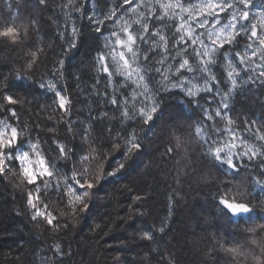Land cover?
<instances>
[{"label":"snow or ice","instance_id":"6c2138e0","mask_svg":"<svg viewBox=\"0 0 264 264\" xmlns=\"http://www.w3.org/2000/svg\"><path fill=\"white\" fill-rule=\"evenodd\" d=\"M13 2L19 5V0H9V15L0 22V43L4 46H19L27 37V25L23 28V35L21 27L15 26L11 11ZM29 2L41 11H51L48 0ZM66 5L73 13H81L83 0L81 3L66 0ZM257 7L262 21L259 27L253 22L257 20L254 12ZM138 8L140 11H137ZM129 13L134 14L135 19H129L135 27L125 21ZM83 19L88 21L92 39L97 42L95 65L105 82V90L100 92L97 87L101 83L100 78H95L89 92L95 91L97 97H102L110 108L91 117L88 127L82 128L79 135L83 141L93 140L100 145L101 160L110 162L106 171L90 176L81 169L77 178V164L88 160V156L83 155V147L53 140L55 148L52 152L55 155H51L41 149L38 138L21 140L24 128L18 131V126H13L8 120H0V177L19 169L26 184L33 186L26 196L27 206L32 210L31 219L35 221L41 217L42 222L52 228L66 227L54 223L57 218L47 211L46 205L38 207L41 188L45 192L52 191L62 200L66 197L69 204L78 201L80 210L87 211L89 204L84 198L100 181L115 182L138 161L142 162V157L149 154L144 141L149 138V133L165 122L167 108L164 107V100L171 94L177 98L175 107L178 111L167 122L166 131L173 137L177 148L183 143L184 135L177 117L183 114L186 104L193 112L200 113L197 123L190 125L192 131L189 135L197 139L206 160L229 178L239 176L242 170L247 172L250 167L253 168V175L259 177L254 180L253 191L247 196L238 185L225 183L216 186L213 203L219 215L226 218L229 224L239 228L244 222L247 227L241 231L250 234L241 237L244 244L233 237L234 242L226 250L240 254L245 246L252 248L258 252L254 256L256 264H264V134L256 135L264 133V124L253 129L252 140L261 141L257 146L256 143H249L247 138L237 136V130L231 127L234 120L229 115L234 110L230 108V101L238 91L250 85L264 86V0L259 5L253 0H136L135 4L132 0H118L115 5H105L99 13L92 8L89 13H83ZM106 21L111 22V28L103 27ZM28 24L39 30L38 21L30 19ZM81 34L82 29L75 23H66L59 28L57 38L63 43L59 58L50 69V79L41 76L36 81L16 73L9 84L6 76H0V88H7V91L0 92V116L10 114L18 121V109L14 106L24 101L14 90L23 92L27 97L35 87L36 91L52 93L53 102L68 118L65 130L72 131V118L68 115L70 99L64 94L65 85L60 81L64 76L65 57L78 51V46L83 43ZM253 45L260 48L259 53ZM40 51L37 48L31 53L26 62L28 68L36 63ZM221 65L223 68L218 76L217 67ZM25 80L29 81L27 85ZM113 118L115 125L105 123L103 137L111 151L119 149V152L109 157L103 151L105 145L100 142L101 134L94 135L92 124ZM242 123L247 129L257 122L253 119ZM125 124L127 127H124ZM137 124L142 125L143 135L136 133ZM113 127L117 129L115 133ZM25 135L28 134L25 132ZM113 136L115 139H112ZM77 148L82 153L79 157ZM164 151L166 156L175 159L173 147H165ZM257 158L259 163L253 166ZM58 161L61 162L59 165ZM69 162L72 166L65 173L63 169L69 167ZM60 179H64L63 190L58 183ZM95 194L92 192V195ZM256 199L261 204L259 209L253 204ZM170 215L169 205L167 216ZM167 216L158 228L160 233L165 232ZM143 238L153 240L154 234L150 230Z\"/></svg>","mask_w":264,"mask_h":264},{"label":"trees","instance_id":"16d2710c","mask_svg":"<svg viewBox=\"0 0 264 264\" xmlns=\"http://www.w3.org/2000/svg\"><path fill=\"white\" fill-rule=\"evenodd\" d=\"M117 2L83 0L81 13H73L66 0H48L51 11H41L29 0H19L18 6L13 2L11 11L15 26L21 27L23 35V28L27 25V37L19 46L0 43V76H6L9 84L16 73L39 81L41 76L51 78L50 69L59 58L63 43L57 38L59 28L66 23H75L82 29L83 43L78 46V51L65 57L64 76L60 81L65 85L64 94L70 99L68 115L72 118V131L65 130L68 118L53 102L52 93L36 91L35 87L27 97L14 90L24 101L14 106L18 109V121L10 114L0 116V120H8L13 126H18V131L24 128L21 140L38 138L41 149L51 155H55L52 152L55 148L53 140L83 147V155H87L88 160L77 164V178L81 169L95 176L106 171L110 162L101 160L100 145L93 140L83 141L79 135L82 128L88 127L91 117L110 108L95 91L89 92L95 78H100L101 83L97 86L100 92L105 90V82L95 65L97 42L92 39L93 34L88 21L83 19V13H89L92 8L99 13L105 5L112 6ZM8 3L9 0H0V22L9 15ZM75 3H81V0H75ZM76 16L81 18L76 19ZM30 19L39 22L38 31L28 24ZM171 23L169 21L170 26ZM103 27L111 28V22L106 21ZM253 47L257 53L260 52L257 45ZM37 48L42 51L37 53L36 63L28 68L26 62ZM222 68V65L217 67L218 76ZM28 83V80L24 81L25 85ZM108 90H111V85ZM5 91L7 88H0V92ZM176 104V97L171 94L165 97V122L149 133V138L144 141L149 154L115 182L100 181L84 198L89 204L87 211L80 210L78 201L69 204L66 197L62 200L52 191L40 189L38 207L46 205L47 211L57 218L54 223L66 227L52 228L42 222L41 217L35 221L31 219L32 210L27 206L26 196L33 186L26 184L19 169L0 177V264H233V261L235 264H256L254 256L258 252L252 248L245 246L240 254L226 250L234 242L233 237L244 244L241 237L250 234L241 231L247 227L244 222L237 228L221 217L213 197L216 186L225 183L238 185L247 196L253 191L254 180L259 177L253 175L250 167L247 172L242 170L239 176L229 178L206 160L197 139L189 135L192 131L190 125L197 123L200 113L193 112L186 104L183 114L177 117L184 130L183 143L177 148L173 137L166 131L167 122L178 111ZM230 108L234 109L229 115L234 120L231 127L237 130V136L245 137L249 143L258 146L261 141H253L252 135L254 128L264 124V86L250 85L238 91L230 101ZM253 119L257 123L246 129L242 121ZM105 123L115 125L116 121L114 118L98 121L92 124V128L94 135L101 134L100 142L105 145L103 151L111 157L117 155L119 149L111 151L106 146L103 137ZM141 128L139 124L135 127L139 135H143ZM116 130L113 127L114 133ZM260 134L264 133H256L257 136ZM165 147L174 148L175 159L165 155ZM80 155L82 153L77 148V156ZM256 163H259V158L253 161V166ZM71 166L72 162H69V167L63 171L68 173ZM58 183L63 190L64 179ZM92 192L96 194L92 195ZM137 196L141 199L137 200ZM253 204L257 209L261 208L259 199L253 200ZM169 205L171 215L167 216ZM166 216L165 232L160 233L158 228ZM150 230L154 234L153 240L144 239V234Z\"/></svg>","mask_w":264,"mask_h":264},{"label":"rangeland","instance_id":"374dc122","mask_svg":"<svg viewBox=\"0 0 264 264\" xmlns=\"http://www.w3.org/2000/svg\"><path fill=\"white\" fill-rule=\"evenodd\" d=\"M253 1H255V0H253ZM135 2H136V0H132V3H133V4H135ZM142 2H143V0H142ZM193 2H195V0H193ZM260 2H261V1L258 0V2H256L255 4L259 5ZM253 3H254V2H253ZM127 7H131V5H127ZM137 11H140V9L138 8ZM259 11H260L259 7H257L256 9H254V12L257 14V20H255V21H253V22H254V23H257V24H258V27H259L260 24L262 23V21L259 19ZM184 15H186V13H185ZM129 17H131V19H135L134 14L129 13V16H128V17H125V21L128 22L129 26H131V27H135V25H133V24L131 23V19H129ZM185 27H187V26H185Z\"/></svg>","mask_w":264,"mask_h":264}]
</instances>
